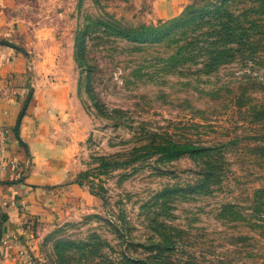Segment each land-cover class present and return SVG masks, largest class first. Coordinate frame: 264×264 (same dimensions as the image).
<instances>
[{"label": "rangeland", "instance_id": "374dc122", "mask_svg": "<svg viewBox=\"0 0 264 264\" xmlns=\"http://www.w3.org/2000/svg\"><path fill=\"white\" fill-rule=\"evenodd\" d=\"M0 12L15 25L0 49L24 56L0 94L44 144L41 161L0 160L9 183L44 180L35 209L0 194V264H264V0Z\"/></svg>", "mask_w": 264, "mask_h": 264}, {"label": "crops", "instance_id": "0c3cea01", "mask_svg": "<svg viewBox=\"0 0 264 264\" xmlns=\"http://www.w3.org/2000/svg\"><path fill=\"white\" fill-rule=\"evenodd\" d=\"M11 22L12 21H7L8 31L5 30L4 19L0 14L1 36L8 34L15 27V25ZM0 52L15 58L14 62L8 61L6 63H0V83H2L4 81L2 79H5L10 72L8 67L21 64L24 56L16 50L8 47L0 49ZM20 111V102L17 98L0 94V128L2 129L5 127L6 129L5 138L2 139V137H0V160L8 161L14 158L22 160L24 159L25 154H30V152L33 151L35 154V160L41 161L40 159H42L43 153L40 152V150H42L44 144L40 141L36 134L34 129L35 127L32 123L33 118L27 114H24L21 118H19ZM8 178L13 179L14 172L0 170V194L3 197L8 196L10 198L17 199L18 201H22V198L32 205L31 209L39 207L37 201L40 192L33 190L32 186L33 184L43 183L44 180H42V178L39 177L35 171H33L30 176L25 178L26 182L14 181V183H9L7 182ZM49 178V176H46L45 179ZM3 200H5V198H3Z\"/></svg>", "mask_w": 264, "mask_h": 264}, {"label": "trees", "instance_id": "16d2710c", "mask_svg": "<svg viewBox=\"0 0 264 264\" xmlns=\"http://www.w3.org/2000/svg\"><path fill=\"white\" fill-rule=\"evenodd\" d=\"M115 32L116 33H119V34H121L122 36H124L126 39H128V40H131V41H143V42H146V41H150L152 38L149 36V35H143V34H140V35H135V36H133V35H131V34H128V33H126V32H124V31H120V30H115ZM172 144H175V143H173V142H171V141H169V146L167 145V146H162L161 147V150L162 151H166V152H169L170 151V149H172V148H174V147H172L171 145ZM177 149L178 148H181V147H190L192 150L191 151H199V149H197L195 146H193V145H191V144H180V145H177V144H175L174 145ZM194 148V149H193ZM175 149V148H174ZM176 149V150H177ZM201 149H203V148H201ZM181 150V149H180ZM168 247L166 246V245H163V244H157V249L161 252V251H164L165 249H167ZM165 258V260H160L159 262H158V264H170V261H169V259H166L167 257H164ZM144 263V262H143ZM149 264H151V263H149ZM152 264H154V263H152ZM172 264V263H171Z\"/></svg>", "mask_w": 264, "mask_h": 264}, {"label": "built area", "instance_id": "2783aa9c", "mask_svg": "<svg viewBox=\"0 0 264 264\" xmlns=\"http://www.w3.org/2000/svg\"><path fill=\"white\" fill-rule=\"evenodd\" d=\"M13 163V162H12Z\"/></svg>", "mask_w": 264, "mask_h": 264}]
</instances>
